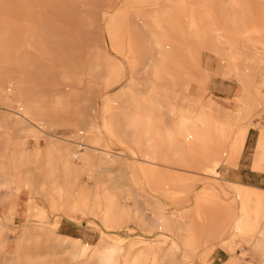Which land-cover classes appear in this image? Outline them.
<instances>
[{
    "label": "rangeland",
    "instance_id": "rangeland-1",
    "mask_svg": "<svg viewBox=\"0 0 264 264\" xmlns=\"http://www.w3.org/2000/svg\"><path fill=\"white\" fill-rule=\"evenodd\" d=\"M240 160L264 0H0V264H264Z\"/></svg>",
    "mask_w": 264,
    "mask_h": 264
},
{
    "label": "crops",
    "instance_id": "crops-1",
    "mask_svg": "<svg viewBox=\"0 0 264 264\" xmlns=\"http://www.w3.org/2000/svg\"><path fill=\"white\" fill-rule=\"evenodd\" d=\"M249 142V135L247 136L246 138V142H245V147L246 145L248 144ZM244 147V148H245ZM238 173H239V176L243 179V178H247V182L250 183L251 185H254V186H257V187H262L264 186V176L260 175L259 173H256L254 171H252L250 169V164L249 166L247 164H244L243 163V160H240V163H239V167H238ZM248 194L244 193L243 197H242V206H243V199H247ZM239 200V199H238ZM239 205H240V202H239ZM242 206H241V211H242ZM239 210H240V206H238Z\"/></svg>",
    "mask_w": 264,
    "mask_h": 264
},
{
    "label": "bare ground",
    "instance_id": "bare-ground-1",
    "mask_svg": "<svg viewBox=\"0 0 264 264\" xmlns=\"http://www.w3.org/2000/svg\"><path fill=\"white\" fill-rule=\"evenodd\" d=\"M245 72H247V70L245 69ZM168 78V77H167ZM170 79V78H169ZM73 155H76V154H73ZM238 199H239V201H240V211H241V206H242V201H241V198H240V196H238ZM240 225H241V218H239L238 219V221L235 223V229L234 230H239V227H240Z\"/></svg>",
    "mask_w": 264,
    "mask_h": 264
}]
</instances>
